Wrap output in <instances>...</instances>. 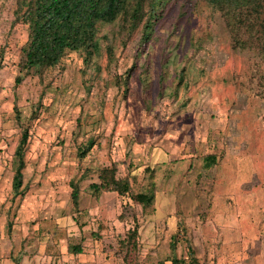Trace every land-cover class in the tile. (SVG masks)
<instances>
[{
  "label": "rangeland",
  "instance_id": "obj_1",
  "mask_svg": "<svg viewBox=\"0 0 264 264\" xmlns=\"http://www.w3.org/2000/svg\"><path fill=\"white\" fill-rule=\"evenodd\" d=\"M12 7L0 0V258L39 254V264H79L64 241L49 253L60 226L73 245L96 241L94 254L113 262L170 264L175 254L188 264L191 250L198 264H264V61L232 49L219 15L202 3L183 7L179 18L173 8L139 58L135 32L115 42L112 61L102 51L85 67L69 52L43 78L29 73L15 86L26 29L11 26ZM134 61L123 95L114 82ZM13 106L29 140L24 191L11 200ZM88 139L94 144L79 158ZM208 154L216 162L205 168ZM109 164L117 176L134 175L139 188L148 181L143 169H152V204L94 196L88 184ZM95 223L102 227L93 230ZM82 225L91 231L78 234ZM134 225L135 246L126 247ZM50 255L61 260L49 263Z\"/></svg>",
  "mask_w": 264,
  "mask_h": 264
},
{
  "label": "trees",
  "instance_id": "obj_2",
  "mask_svg": "<svg viewBox=\"0 0 264 264\" xmlns=\"http://www.w3.org/2000/svg\"><path fill=\"white\" fill-rule=\"evenodd\" d=\"M198 3L206 5L222 19L231 39L232 49L264 61V0H13L10 24H20L26 29L14 85H19L29 73L35 74L39 79L43 78L45 72L58 66L69 52L77 53L85 67L92 63L93 58L100 57L102 51L108 61H112L115 42L118 40L125 44L135 32L139 34L135 57L139 58L145 53L156 27L163 23L168 11L176 8L179 18L183 14V7ZM3 52L0 47V57ZM135 67L134 61L127 70L116 76L114 83L122 86L123 95L126 94L128 81ZM180 73L179 71L177 75L179 80ZM13 110L14 119L19 126V136L13 151L16 164L11 177V200L24 191L23 170L26 166L25 152L29 140V126L21 122L16 106H13ZM93 144L94 141L88 139L84 145L79 146L78 157L83 158ZM215 162L214 154L203 157L205 168ZM145 171L148 181L144 188H139L140 186H135V176L130 172L117 176L114 164L103 165L96 170L97 180L90 182L88 187L94 196L102 193L127 196L144 208L151 205L155 197L153 170L145 167L143 172ZM70 186L72 206L78 208V184L74 181ZM136 236L137 226L134 225L128 230L122 243L126 247L135 246ZM176 244L177 239L174 238L169 245L172 253ZM185 245L190 248L187 242ZM81 249L78 244L66 246L69 254H79ZM166 260L170 264H185L184 258L175 254ZM188 264H198L191 250Z\"/></svg>",
  "mask_w": 264,
  "mask_h": 264
},
{
  "label": "crops",
  "instance_id": "obj_3",
  "mask_svg": "<svg viewBox=\"0 0 264 264\" xmlns=\"http://www.w3.org/2000/svg\"><path fill=\"white\" fill-rule=\"evenodd\" d=\"M103 194H105V193L100 194L99 198H101ZM110 194H112V193H110ZM93 200H94V198H93ZM95 209H97V208H95ZM87 213H88V215L96 214L92 210L91 211L89 210V212H87ZM94 225H95V228H93V230L94 229H98V227H102V225L98 224V223H95ZM143 227L144 226L141 225L140 228H139V233L140 234H141V229ZM91 229L92 228L89 225H82V227L80 229L77 228V231H78L77 233L80 234V230L82 231V233H84L87 230L91 231ZM59 230H61L62 233H60L58 237L54 238L55 239L54 240V244L57 243L58 245L56 246V245L53 244V246H51L49 244L48 246L51 248L49 253H51L53 250L54 251L57 250L58 246L61 247L60 245H61L62 241H64V243H65V248H66L68 243L73 244L70 241V239H71L70 236L73 235V234H70V232H68V230H66V228H61L60 226H59ZM93 246L96 247V241H92L91 242L90 239H87L85 242H82L81 252L79 254H77L79 257H77V256L74 257L75 259L77 258L79 260V264H126L122 260H120L119 262H116V261L113 262V258L98 257V255L94 254V252H93L94 251ZM65 251H66V249H65ZM89 251H91V253H89ZM49 253L47 255H49ZM66 256L68 257V258H66V260L70 259V257H71V256H69L67 254H66ZM39 257H40L39 254H37L35 257H34V255L33 256L23 255L21 257L19 256V258H0V264H39V262H40V258ZM47 258L49 259L48 260L49 263L50 262L56 263V262H59L61 260V257H59V255L58 256L50 255ZM62 259H64V258H62ZM66 260H62V263H65ZM165 264H168V263L165 262Z\"/></svg>",
  "mask_w": 264,
  "mask_h": 264
}]
</instances>
